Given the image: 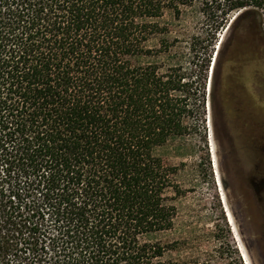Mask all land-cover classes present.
I'll return each instance as SVG.
<instances>
[{
    "label": "trees",
    "instance_id": "16d2710c",
    "mask_svg": "<svg viewBox=\"0 0 264 264\" xmlns=\"http://www.w3.org/2000/svg\"><path fill=\"white\" fill-rule=\"evenodd\" d=\"M194 1L0 0V264H209L151 237L184 192L155 150L204 113L207 64L143 58ZM202 4L264 44V0Z\"/></svg>",
    "mask_w": 264,
    "mask_h": 264
},
{
    "label": "rangeland",
    "instance_id": "374dc122",
    "mask_svg": "<svg viewBox=\"0 0 264 264\" xmlns=\"http://www.w3.org/2000/svg\"><path fill=\"white\" fill-rule=\"evenodd\" d=\"M202 5L196 0L178 17L170 11L159 17L168 32L152 35L147 44L157 47L164 38L173 45L168 54L143 58L179 62L188 71L207 64L204 113L198 122L192 121L189 133L171 137L155 150L178 166L176 178L184 192L175 201L172 229L151 237L185 240L180 250L168 253L171 257L195 255L209 264H264V225L244 179L251 168L250 151L242 148L255 128L251 124L264 121L263 85L252 92L242 82L245 69L264 81V44L259 46L251 31H230L236 11L218 27L203 14ZM240 93L260 96L259 101L237 102Z\"/></svg>",
    "mask_w": 264,
    "mask_h": 264
},
{
    "label": "flooded vegetation",
    "instance_id": "af4514ba",
    "mask_svg": "<svg viewBox=\"0 0 264 264\" xmlns=\"http://www.w3.org/2000/svg\"><path fill=\"white\" fill-rule=\"evenodd\" d=\"M244 42L247 41L244 40ZM254 74L256 72L254 70L251 71V69H245L242 74V82L246 83V86H249L252 92L257 91L259 83L264 87V81L259 82L257 77H254L256 76ZM259 97L257 95L253 96L240 93L237 95V102L255 103L259 101ZM262 98H264V95ZM253 125L251 124V127H255L253 132L246 138L247 142L245 141L242 144L243 149H246L247 152L250 151L251 162L250 172L246 174L244 179L250 191V197L255 206V210L258 212L262 225H264V121L258 120Z\"/></svg>",
    "mask_w": 264,
    "mask_h": 264
},
{
    "label": "bare ground",
    "instance_id": "6f19581e",
    "mask_svg": "<svg viewBox=\"0 0 264 264\" xmlns=\"http://www.w3.org/2000/svg\"><path fill=\"white\" fill-rule=\"evenodd\" d=\"M214 156V155H213Z\"/></svg>",
    "mask_w": 264,
    "mask_h": 264
}]
</instances>
